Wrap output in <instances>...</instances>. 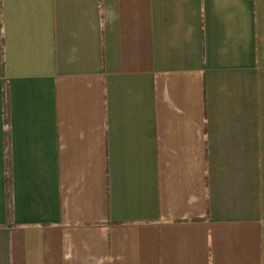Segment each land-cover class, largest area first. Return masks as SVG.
<instances>
[{
  "label": "crops",
  "instance_id": "crops-1",
  "mask_svg": "<svg viewBox=\"0 0 264 264\" xmlns=\"http://www.w3.org/2000/svg\"><path fill=\"white\" fill-rule=\"evenodd\" d=\"M0 264H264V0H0Z\"/></svg>",
  "mask_w": 264,
  "mask_h": 264
}]
</instances>
